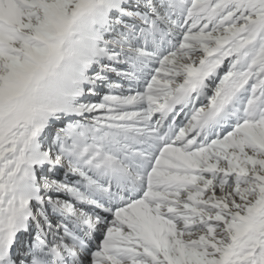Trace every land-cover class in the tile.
<instances>
[{
  "label": "snow or ice",
  "instance_id": "obj_1",
  "mask_svg": "<svg viewBox=\"0 0 264 264\" xmlns=\"http://www.w3.org/2000/svg\"><path fill=\"white\" fill-rule=\"evenodd\" d=\"M0 264H264V0H0Z\"/></svg>",
  "mask_w": 264,
  "mask_h": 264
}]
</instances>
